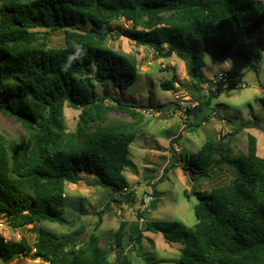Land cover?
Returning <instances> with one entry per match:
<instances>
[{
  "label": "trees",
  "instance_id": "obj_1",
  "mask_svg": "<svg viewBox=\"0 0 264 264\" xmlns=\"http://www.w3.org/2000/svg\"><path fill=\"white\" fill-rule=\"evenodd\" d=\"M116 21L127 25L116 38L182 61L190 97L203 96L209 106L218 90L203 94L210 82L199 73L204 54L223 62L247 52L250 31L264 23V0H0V114L25 132L15 139L0 131V215L9 229L45 221L72 226L64 217L65 182L75 184L78 172L90 173L103 190L96 226L111 203L133 201L122 171L132 167L128 146L142 133L145 116L106 88L101 96L95 92L108 78L124 91L138 73L128 56L106 45L107 27ZM54 32L62 33L60 48L49 47ZM173 83L160 86L168 91ZM65 105L79 111L71 132L64 131ZM257 128L264 133V125ZM218 136L214 130L197 152L180 159L198 178L214 159L234 173L197 195L193 227L147 219L139 227L148 210L136 213L128 232L121 222L116 231L93 232L80 243L40 227L33 243L0 236V264L20 256L38 264H113L111 251L114 264H131L125 249L140 250L143 232L180 244L178 264H264V159L256 154L253 136L242 158L232 154L231 135Z\"/></svg>",
  "mask_w": 264,
  "mask_h": 264
},
{
  "label": "rangeland",
  "instance_id": "obj_2",
  "mask_svg": "<svg viewBox=\"0 0 264 264\" xmlns=\"http://www.w3.org/2000/svg\"><path fill=\"white\" fill-rule=\"evenodd\" d=\"M127 25L116 21L107 28L111 31L106 45L110 49L128 56L136 65L138 73L132 83L121 91L115 87L111 79L97 84V96L106 88L111 97L139 108L161 106L160 116H145L141 126L142 133L128 146V160L132 167L124 168L122 173L128 183L133 201L111 203L107 213L96 226L97 212L103 209L100 201L103 190L92 182V176L86 172H78L75 184L65 182L66 198L64 217L72 222V226L59 225L52 222H41L22 229L11 230L6 226L2 237L7 241L21 238L33 243L40 227L52 231L59 237H72L83 242L88 235L100 231H116L121 222H126V232L130 224L136 220V213L141 210L147 197H151L142 220L160 222L180 221L186 227H193L195 216L193 208L197 203V195L209 192L223 182L233 178V170L221 165L213 157L212 164L198 178L197 172L190 171L188 164L180 162L184 154H193L199 150L208 135L214 130L224 140L231 135V149L234 158L245 156L247 137L256 140V154L264 159V133L257 126L264 125V23L253 28L248 37L250 48L240 55L231 56L223 62L205 53V65L199 73L203 78L212 80L223 71L230 74V86L216 87L218 96L206 105L203 96L190 97L188 93L189 79L185 65L179 64L177 58H162L149 47H139L126 38H116L115 32L125 29ZM63 45L61 32H54L49 42L50 48ZM174 79L173 88L166 91L161 83ZM206 95V91L203 90ZM197 106L190 110L191 103ZM139 110V109H138ZM79 111L65 105L62 111L64 131L74 130ZM113 116L127 119L125 115L113 112ZM192 123V129L187 127ZM206 121L203 125L202 121ZM185 125V126H184ZM0 131L15 139L23 138L24 130L12 119L0 114ZM177 134V135H175ZM170 135L178 136V152L168 154ZM174 138V137H173ZM172 138V139H173ZM176 168L165 171L170 165ZM187 166V167H186ZM194 179V180H193ZM157 196L153 197V192ZM187 193L188 198L184 196ZM156 200L153 210L150 203ZM132 201V202H131ZM142 221L139 227L143 225ZM178 243H167L160 233L143 232L141 249L133 250L132 245L125 249L129 253L131 264H178L181 250ZM115 251L110 252V262L115 263ZM39 260H31L20 256L9 264H38Z\"/></svg>",
  "mask_w": 264,
  "mask_h": 264
},
{
  "label": "built area",
  "instance_id": "obj_3",
  "mask_svg": "<svg viewBox=\"0 0 264 264\" xmlns=\"http://www.w3.org/2000/svg\"><path fill=\"white\" fill-rule=\"evenodd\" d=\"M230 79H231V76L227 72H223V73L218 74L215 78H213L212 80H209L210 82H207L204 85V91H206V95H208L210 93V91L215 92L216 87H218V86H222V85L230 86V83H229ZM191 104L192 105L189 106V109L193 110L197 106V103L194 102ZM138 112H140L144 116H157L158 117V116L162 115L163 110H159V109L152 108V107H146V108H140L138 110ZM175 138H177V136L174 137L173 139H175ZM167 152L169 155H171L172 153L178 152L177 142H174V143L170 142V146H169V149L167 150ZM150 200H151V197L146 198V200L143 203L144 205L142 206V208L140 210V213H142L146 210V207H147ZM142 221L143 220L140 217L139 222L141 223ZM5 229H6L5 217L3 215H0V236L1 237H2L3 231H5Z\"/></svg>",
  "mask_w": 264,
  "mask_h": 264
},
{
  "label": "crops",
  "instance_id": "obj_4",
  "mask_svg": "<svg viewBox=\"0 0 264 264\" xmlns=\"http://www.w3.org/2000/svg\"><path fill=\"white\" fill-rule=\"evenodd\" d=\"M179 64H182V65H184V63L182 62V61H180L179 62ZM224 72V71H223ZM226 72V71H225ZM192 121L190 120V125H188V127H187V129L188 130H191L192 129ZM203 125V124H202ZM175 135H177V134H175ZM175 135H170L168 138H167V144L170 142V140L173 138V137H175ZM86 173H88V172H86ZM89 174V173H88ZM90 175V174H89ZM92 176V175H91Z\"/></svg>",
  "mask_w": 264,
  "mask_h": 264
},
{
  "label": "water",
  "instance_id": "obj_5",
  "mask_svg": "<svg viewBox=\"0 0 264 264\" xmlns=\"http://www.w3.org/2000/svg\"><path fill=\"white\" fill-rule=\"evenodd\" d=\"M157 203V201L156 200H153L151 203H150V205H149V209L150 210H153L154 209V207H155V204Z\"/></svg>",
  "mask_w": 264,
  "mask_h": 264
}]
</instances>
